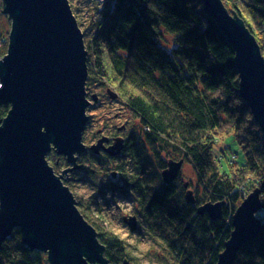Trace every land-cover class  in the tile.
Returning <instances> with one entry per match:
<instances>
[{"label":"trees","instance_id":"obj_1","mask_svg":"<svg viewBox=\"0 0 264 264\" xmlns=\"http://www.w3.org/2000/svg\"><path fill=\"white\" fill-rule=\"evenodd\" d=\"M222 1L243 19L264 56V0ZM104 4L95 35L84 46L85 85H111L108 90L114 88L116 97L124 99L142 124L139 133L128 137L125 156L133 167L125 169L113 189L129 192L147 233L165 244L177 264H216L243 196L260 187L264 203V133L239 94L234 51L200 0H106ZM165 35L172 37L171 45L162 43ZM2 42L0 58L6 53ZM9 109L0 100V124ZM230 132L244 162L221 172L212 145L216 134ZM167 157L184 159L194 169L201 187L194 203L185 200L187 183L181 181L180 172L169 184L162 180ZM207 201L224 202L217 220L197 213ZM257 217L261 231L238 249L234 264H264V208ZM86 220L97 230L109 263L122 264L128 258L124 242ZM0 264L50 263L42 251L28 249L15 228L1 244Z\"/></svg>","mask_w":264,"mask_h":264},{"label":"water","instance_id":"obj_2","mask_svg":"<svg viewBox=\"0 0 264 264\" xmlns=\"http://www.w3.org/2000/svg\"><path fill=\"white\" fill-rule=\"evenodd\" d=\"M234 51L239 94L264 133V56L255 36L222 0H200ZM11 20L6 53L0 58V100L10 109L0 124V247L13 229L20 230L28 249L47 254L50 264H110L98 232L84 218L62 175L80 167L85 151L82 132L88 121L87 50L69 0H3ZM98 96L92 95L97 101ZM106 138L91 146L98 153ZM124 147L122 138L105 149L111 156ZM64 156L70 166L54 174L46 156ZM184 159H169L161 172L169 184ZM69 177V176H67ZM187 186V184H185ZM255 187L235 207L230 236L216 264H234L238 249L256 238L264 208ZM192 190L185 200L194 203ZM223 201L200 204L197 213L211 220L223 214ZM130 232L134 215L123 218ZM122 264H129L125 259Z\"/></svg>","mask_w":264,"mask_h":264},{"label":"rangeland","instance_id":"obj_3","mask_svg":"<svg viewBox=\"0 0 264 264\" xmlns=\"http://www.w3.org/2000/svg\"><path fill=\"white\" fill-rule=\"evenodd\" d=\"M69 2L74 16L78 20V26L84 34V42L88 43L95 35V29L102 17V9L106 0H69ZM0 3H3V0H0ZM10 26L11 20L8 19L7 14L3 11L0 12V39L5 41L1 44L2 47H6V50ZM165 36V41L162 43L171 45L172 37ZM85 87L90 104L85 109L88 121L82 132L83 143L90 145L98 131L106 134L112 133L122 126H125L124 133H129V135L141 131L140 119L128 108L124 99H121L120 96L116 97L114 88L112 89L114 93L108 90L111 85L97 82L85 85ZM93 94L98 96L97 101L92 99ZM231 133L216 134L215 142L212 145V156L217 158L216 164L221 172L237 168L244 162L243 151ZM167 158L169 159V157ZM46 159L56 175L58 172L61 173L65 169V165L68 164L64 156H60L54 151L48 153ZM81 163L86 171L85 169L74 170L68 173L69 177L66 176L62 180L72 192L77 208L84 218L95 224L98 229L109 231L124 242L129 264H177L165 244L147 233L142 218H139V228L134 232H130L128 226L123 222V216L134 214L138 210L137 204L133 202V197L129 196V192L128 195H125L124 192L113 189L117 182L110 181L109 171L117 167L124 171L128 170L133 167L132 160L127 156L107 159L104 156L95 158L86 155ZM180 177L181 181L187 183L186 189L192 190L195 195L201 194V187L190 163L183 162L180 167ZM43 253L47 256L45 252Z\"/></svg>","mask_w":264,"mask_h":264},{"label":"flooded vegetation","instance_id":"obj_4","mask_svg":"<svg viewBox=\"0 0 264 264\" xmlns=\"http://www.w3.org/2000/svg\"><path fill=\"white\" fill-rule=\"evenodd\" d=\"M124 128L125 126H122L120 128H117L118 130L116 132H112V133H103L101 131H98V133L95 134L94 136V140L91 142L90 145H86V148H85V151H82L79 155H78V158H77V162L78 165H80V167L76 170H81V169H84L82 163L80 164V162L83 160L84 156L86 155H91V156H94L95 158L96 157H101V156H104L105 158L107 159H112V158H116L117 157H120L122 158L123 156H125L127 154L126 150L128 149V146H129V133H124ZM101 138H106L105 141L103 142V147L100 149V151L98 153H94L92 152V149H91V146L94 145L95 143H97L99 139ZM116 138H122L123 140V143H124V147L123 149L121 150L120 153L116 154L115 156H111L109 154V152L105 151V149L107 147H109L111 144H113L116 140ZM70 165L69 164H66L65 165V168L69 167ZM65 170V169H64ZM126 171V170H125ZM124 169H120V168H116L112 171H109L110 172V175H111V179L110 181L111 182H118V181H121L123 178L122 176L125 174L124 172ZM62 172V171H61ZM73 172V171H71ZM70 172V173H71ZM127 172V171H126ZM69 172L65 173L62 175V179H65ZM61 173L58 172L57 175H60ZM137 213V214H136ZM130 214H128L127 216H129ZM131 215H134L136 217V220H137V229L139 228V224H140V219L141 218V214L138 212V210H136V212L134 214H131ZM127 216H123L124 217H127Z\"/></svg>","mask_w":264,"mask_h":264}]
</instances>
